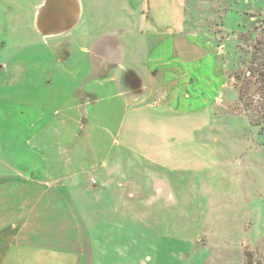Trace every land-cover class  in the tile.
Instances as JSON below:
<instances>
[{"label":"rangeland","instance_id":"obj_1","mask_svg":"<svg viewBox=\"0 0 264 264\" xmlns=\"http://www.w3.org/2000/svg\"><path fill=\"white\" fill-rule=\"evenodd\" d=\"M44 1L0 0V149L36 178L68 177L86 227L103 235L97 264H245L247 253L264 264L263 101L245 75L264 0H81L78 25L58 36L36 29ZM162 4L181 6L170 34L198 45L195 59L148 36ZM149 67L184 115H163V142L133 125L131 146L123 79Z\"/></svg>","mask_w":264,"mask_h":264},{"label":"crops","instance_id":"obj_2","mask_svg":"<svg viewBox=\"0 0 264 264\" xmlns=\"http://www.w3.org/2000/svg\"><path fill=\"white\" fill-rule=\"evenodd\" d=\"M40 3L37 10L35 9L36 13L42 5ZM166 11L167 6L164 4L153 8L148 36L154 37L157 34L158 38L165 40L161 51L171 49L173 46L176 52L190 55L195 59L193 52L197 54L198 45L190 42V38L186 35L172 37L170 34L169 26L178 27L184 19L181 6L168 13ZM57 43L65 44L62 41ZM81 50L87 52L92 61L90 49L84 47ZM61 52L66 54L64 48ZM159 69L152 70L149 67L140 74L136 71L130 72L123 79V86L127 91L126 98L133 105L129 118L125 120V124L129 123L127 130L125 126L122 127L123 142L128 145L133 146L138 142V139L134 138L135 134H132L133 125L143 128L145 132L153 129L160 133L162 129L158 127L167 129L163 115L166 117L169 114L171 120L179 119L177 115L180 114L179 111L165 104L168 99V94L166 95L167 89L169 92L168 84L163 81L158 83V89L152 87V84L158 82L154 78H157L159 72L164 74ZM163 76L159 75L158 78ZM211 103H214V99L209 104ZM209 104L192 108L196 111L190 110L193 114H197L198 110L200 112ZM156 138H160L159 142H163L166 137L160 133L155 136ZM182 138L184 140L188 138L189 141L193 137L186 135ZM201 154L186 152L185 158L196 159L195 157ZM98 173L104 172H100L99 168L90 172V181L94 179L95 185H98L96 180V178L99 180ZM45 175L47 178L39 179L35 174L25 173L18 168L13 154L11 155V149L6 152L0 149V264H50L53 261L54 264L58 263V259L59 263L66 262V264H97L96 254L99 256L101 249H104L101 244L103 235L86 227L66 182L68 177L65 175L50 177L48 172ZM57 214H62L64 218V220L60 219L59 226L55 223ZM93 234L97 239L95 243Z\"/></svg>","mask_w":264,"mask_h":264},{"label":"water","instance_id":"obj_3","mask_svg":"<svg viewBox=\"0 0 264 264\" xmlns=\"http://www.w3.org/2000/svg\"><path fill=\"white\" fill-rule=\"evenodd\" d=\"M82 15L81 0H45L36 13L35 26L44 36H58L76 27Z\"/></svg>","mask_w":264,"mask_h":264},{"label":"trees","instance_id":"obj_4","mask_svg":"<svg viewBox=\"0 0 264 264\" xmlns=\"http://www.w3.org/2000/svg\"><path fill=\"white\" fill-rule=\"evenodd\" d=\"M259 24L257 25V28L259 30V34L257 38L252 42L253 46L249 47V53L251 56L249 68L245 75L247 73L249 74V77H251L255 84H258L259 86V92L260 97L263 101V109L260 111L262 115L258 116V121H256L257 124L261 125L264 124V13L262 14V17L259 20ZM1 68V66H0ZM262 89V91L260 90ZM242 95L239 97L238 102L240 101V104H244L241 110L245 111L248 115L246 105V94L244 92V89H242ZM263 122V123H262ZM95 181V180H94ZM96 182V181H95ZM94 183V182H93ZM247 262L245 264H262L260 261H254L253 255L251 253H247Z\"/></svg>","mask_w":264,"mask_h":264},{"label":"bare ground","instance_id":"obj_5","mask_svg":"<svg viewBox=\"0 0 264 264\" xmlns=\"http://www.w3.org/2000/svg\"><path fill=\"white\" fill-rule=\"evenodd\" d=\"M195 158H197V157H195ZM186 159V158H185Z\"/></svg>","mask_w":264,"mask_h":264},{"label":"built area","instance_id":"obj_6","mask_svg":"<svg viewBox=\"0 0 264 264\" xmlns=\"http://www.w3.org/2000/svg\"><path fill=\"white\" fill-rule=\"evenodd\" d=\"M93 182H95V181L93 180Z\"/></svg>","mask_w":264,"mask_h":264}]
</instances>
